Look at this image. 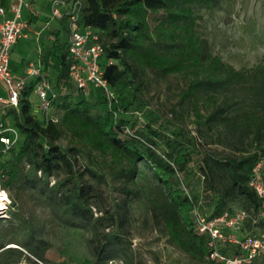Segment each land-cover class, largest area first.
<instances>
[{
    "label": "trees",
    "instance_id": "16d2710c",
    "mask_svg": "<svg viewBox=\"0 0 264 264\" xmlns=\"http://www.w3.org/2000/svg\"><path fill=\"white\" fill-rule=\"evenodd\" d=\"M83 1L80 23L99 37L103 48L101 66L114 97L108 99L93 88L86 95L77 91L68 82L65 45L56 39L52 47L44 49V60L48 56L56 57L57 75L49 79L54 89L66 85L67 90L52 102V119L47 122L30 99L31 86L22 93L19 112L8 111L15 114L14 125L23 141L8 151L0 146V185L6 188L19 175L22 161L29 166L27 176L43 174L45 186L52 172L62 167L66 178L51 187L54 195L60 196L57 205L66 215L89 220L93 212L88 188L76 182L62 188L76 175L80 177L87 172L94 178L98 175L91 168L77 174L71 152L79 150L61 148L55 144L58 139L67 134L80 149L109 156L119 165L114 170L115 176L123 178L125 183L134 181L139 163L149 165L169 199V207L161 212L165 229L180 247L203 262L210 249L208 236L193 232L191 213L196 196H188L179 188L180 179L176 177V173L187 170L197 154L196 138L186 140L182 131L165 138L159 128L152 126L153 121L139 127L123 115L146 110L141 78L146 71L158 78L182 75L187 84L178 93L179 103L188 102L197 125L210 131L223 128L228 138L239 146L237 153L224 155L220 160L211 159L215 164L222 162L227 181L212 216L224 212L225 200L241 198L253 218L260 209V200L248 183L252 168L264 156V56L252 68L239 70L210 52L207 40L196 32L199 19L196 10L215 8L221 0ZM53 107L63 110L59 119L52 115ZM42 138L45 145L40 142ZM199 171L210 184L213 173L210 160L204 159ZM263 225V222L253 224ZM93 235L91 241L99 255L104 254L111 241L116 242L114 233L100 238L95 230ZM7 252L17 253L10 264H26L19 260L22 254L17 247H9ZM31 263L44 264L43 257ZM209 264L219 263L209 260Z\"/></svg>",
    "mask_w": 264,
    "mask_h": 264
},
{
    "label": "rangeland",
    "instance_id": "374dc122",
    "mask_svg": "<svg viewBox=\"0 0 264 264\" xmlns=\"http://www.w3.org/2000/svg\"><path fill=\"white\" fill-rule=\"evenodd\" d=\"M46 4L44 0L35 1V7L41 9L42 17L51 19ZM196 11L199 15L196 32L207 40L213 55L239 70L252 68L261 61L264 56V0H221L215 8ZM40 24L45 25L44 22ZM60 25L52 20L39 38L32 34L20 40L12 52L10 69L18 74L29 62H36L38 57L42 61L45 52L43 47L48 48L54 43L48 30ZM59 28V44H63L65 28ZM41 48L42 54H38ZM47 60L50 63L46 65L50 67H54L57 62L53 56H48ZM141 78L147 108L143 113L123 117L136 122L139 127L147 122L152 124L153 121L152 126L159 128L165 138L172 137L173 132L178 131L184 132L186 140L189 137L196 138L197 154L193 156L187 170L176 173V177L180 179L179 188L188 196H196L191 220L193 232L199 233V219L209 221L213 218L216 201L227 185L221 169L222 162L215 164L211 159L220 160L224 155L237 153L239 146L228 138L223 128L210 131L206 126L197 125L188 102L179 103L178 93L187 84L182 75L158 78L146 71ZM4 94L0 88V95ZM15 111L19 112L17 109ZM62 112L59 107L51 110L57 119ZM14 115L12 112L4 115L7 126L15 127ZM22 141L23 136L19 135L17 147ZM40 142L45 145V139H40ZM55 144L63 149L76 147L79 150L71 152L72 158L76 160L77 174L87 168L97 173L98 177L95 178L88 172L80 177L76 175L66 181L62 188L70 187L73 182L88 188L93 217L89 220L75 218L66 215L57 205L60 196L54 195L51 187L58 180L66 178L64 168L55 169L45 186L43 174L37 172L36 176H27L29 166L22 161L19 164V175L6 188L1 187L7 194V200L0 215V264H10L17 258V253L7 252L9 247H17L22 254L19 260L26 264L37 261L39 256L43 257L44 264H209L207 258L201 262L180 247L165 229L161 212L169 207V199L149 165L139 163L134 181L125 183L123 178L115 176L114 170L119 165L112 162L109 156L80 149L79 144L75 145L67 134ZM204 159L210 160L212 164L210 184L199 171ZM10 163L13 161L6 166ZM245 207L241 198L224 201L225 210H244L248 217L239 229L222 227V239H212L206 234L208 247L212 242L213 248L223 258H216L215 262L264 264V249L250 259L248 249L242 247L249 241L260 240L264 233V225L253 226L252 212L246 211ZM96 218L101 219L96 221ZM95 230L100 238L106 233H114L116 236V242L111 241L101 255L91 241Z\"/></svg>",
    "mask_w": 264,
    "mask_h": 264
},
{
    "label": "built area",
    "instance_id": "2783aa9c",
    "mask_svg": "<svg viewBox=\"0 0 264 264\" xmlns=\"http://www.w3.org/2000/svg\"><path fill=\"white\" fill-rule=\"evenodd\" d=\"M0 0V88L4 95H0V146L1 150L8 151L17 146L19 132L16 127L7 126L4 122V115L10 110L19 111V101L24 90L31 86L37 102L35 108L45 122L52 119L50 116L51 104L59 96L64 95L67 87L60 86L59 90L54 89L49 75L36 66L29 63L22 74L14 73L10 67V58L14 45L22 37H26L28 25L23 19L24 11L30 15L36 12L31 3L26 0ZM51 19H57L65 24L67 33L66 62L68 66V82L74 88L88 94L90 88L100 90L108 99L114 94L110 90L104 71L101 66V55L103 48L95 31L88 27H82L80 23L81 13L84 7L83 0H47ZM249 187L260 200V209L252 218L253 224L264 223V156L261 157L252 168L249 179ZM1 187V185H0ZM3 191V190H2ZM5 192V191H3ZM248 214L243 211L225 210L220 215L206 221L199 219V233H205L210 238H223V228L239 229L244 223ZM223 227V228H222ZM210 253L206 258L210 261L221 259L218 252L209 243ZM242 247L248 249V257L252 259L256 252L264 249V233L260 240H252Z\"/></svg>",
    "mask_w": 264,
    "mask_h": 264
},
{
    "label": "crops",
    "instance_id": "0c3cea01",
    "mask_svg": "<svg viewBox=\"0 0 264 264\" xmlns=\"http://www.w3.org/2000/svg\"><path fill=\"white\" fill-rule=\"evenodd\" d=\"M27 2L31 3L32 7L34 8L36 14L35 15H30L29 12L27 10L24 11V16H23V19L24 21L27 23V25L29 26L28 27V30L26 31L27 32V35L26 37H22L20 40L22 39H27L28 38V35H34L36 38H39L42 33L45 31V27L48 28L49 26V23L50 21L52 20H56L57 22H59L61 25L60 26H63L65 28V24L60 21V20H57V19H46L45 17H42L41 15V9L39 8H36L35 7V1L36 0H26ZM45 2H47V0H44ZM47 9L49 11V6H48V2H47ZM50 13V12H49ZM41 22H44V26H42L40 23ZM60 26H55V27H51L48 31H49V36L51 38L54 39V43H55V40L58 39V42H59V37H61V29L59 28ZM18 41V42H19ZM18 42L14 45L13 49H12V52L15 50V47L16 45L18 44ZM67 33L65 31V42L63 43L65 45V49H66V45H67ZM54 43L49 46L48 48L52 47L54 45ZM63 44H60V45H63ZM47 47H43V52H44V49H46ZM45 53V52H44ZM44 53H43V59L41 61V59L38 57L37 61L36 62H29V63H34L36 66H39L41 69H43L50 77L54 78L56 75H57V68L55 67H50V66H47L46 64L50 63V60H44ZM38 54H42V48L41 50L38 52ZM12 56V54H11ZM50 57V56H49ZM55 59L56 57L53 56ZM11 60V58H10ZM29 63L26 65V67L20 71L18 74H22L23 72H25L27 66L29 65ZM58 64V62L55 63V65ZM17 74V73H16ZM33 97V99H32ZM30 99H32V101L34 102H37V97L35 96V94L33 92H30Z\"/></svg>",
    "mask_w": 264,
    "mask_h": 264
},
{
    "label": "bare ground",
    "instance_id": "6f19581e",
    "mask_svg": "<svg viewBox=\"0 0 264 264\" xmlns=\"http://www.w3.org/2000/svg\"><path fill=\"white\" fill-rule=\"evenodd\" d=\"M7 200V194L2 191V188L0 187V215L1 211L4 209V202Z\"/></svg>",
    "mask_w": 264,
    "mask_h": 264
}]
</instances>
